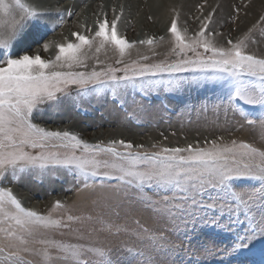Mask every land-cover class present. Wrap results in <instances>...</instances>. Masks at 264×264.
Listing matches in <instances>:
<instances>
[{
	"label": "snow or ice",
	"instance_id": "1",
	"mask_svg": "<svg viewBox=\"0 0 264 264\" xmlns=\"http://www.w3.org/2000/svg\"><path fill=\"white\" fill-rule=\"evenodd\" d=\"M122 13L123 8L111 21L106 14L103 20L97 19L95 31L87 29L91 35L73 32L74 42L57 43L54 58L44 59L39 54L16 49L30 22L43 19L47 10L26 0H0V185L9 175L16 182L29 172L43 176L60 170L75 174L77 183H82L77 191L94 189L97 178L101 179L100 187L104 186V181L115 180L118 187L135 190L137 200L145 208L157 218L171 221L174 227H179L176 224L179 220L184 228L203 225L223 229L231 224L243 225L244 221L240 220L243 215L247 227L235 232L227 254L256 255V242H264V149L235 139L226 143L219 137L206 140L207 146L199 142L183 147L154 144L152 147L158 150L149 151L142 144L123 139L93 144L76 132L53 130L33 122L37 109L43 105L58 106L61 97L69 95L72 85L85 95L110 87L115 96L117 89L129 85L163 81L169 87L177 86L180 74L196 73L219 83L225 90L228 108L239 111L249 125L259 119L264 135V58L245 51V41L252 29L235 42L229 39V46H222L209 34L212 12L204 17L194 36L178 27L177 14L168 31L173 41L171 51L178 59L170 63L134 60L126 64L123 58L136 43L153 45L156 38L130 42L120 36L117 24ZM68 15H72L70 10ZM260 20L264 21V16ZM52 43H43V50L48 51ZM108 45L118 54L116 63L123 64L122 67L108 65L90 72L72 70L86 67L87 50L95 48L99 53ZM140 59L149 58L142 56ZM156 77L160 79L154 80ZM245 105L255 108L259 116L248 119L249 113L242 107ZM238 181H255L256 184L241 186ZM146 189L171 195L153 199ZM60 210L64 215H53ZM225 214L227 223L223 222ZM93 220L91 215L71 214L68 205L59 199L52 203L47 214H43L25 207L11 187L0 186V264H31L24 254L39 255V264H117L111 249L79 240L42 238L35 241L42 245L41 248L28 247L29 238L41 231H78L72 227L74 224ZM98 222L104 225L99 230H128L120 225L104 224L102 219ZM136 223L139 225V221ZM139 227L140 230L133 234L146 240L152 252L159 254L168 250L166 236ZM127 251L134 257H145L144 251L132 248ZM143 264L154 262L146 259ZM258 264H264V248L259 250Z\"/></svg>",
	"mask_w": 264,
	"mask_h": 264
},
{
	"label": "rangeland",
	"instance_id": "2",
	"mask_svg": "<svg viewBox=\"0 0 264 264\" xmlns=\"http://www.w3.org/2000/svg\"><path fill=\"white\" fill-rule=\"evenodd\" d=\"M211 1H192L188 10L183 13L181 19H178V27L181 30L187 29V33L191 31L192 33L189 32L188 35L194 36L200 30L201 21L208 13L212 12V20L208 26L209 34L218 45L229 46L227 45L229 39L235 42L249 29H252L249 39L245 41V51L264 58V21L260 20V17L264 16V0H218L213 8L210 7ZM52 3L39 6L47 10L46 16L38 20L41 21L38 28H33L36 21L30 22L25 29L24 39L17 46L16 51L32 53L43 43L51 41L53 43L46 53L47 57L52 59L57 52L55 45L60 43L59 39H64V43L74 42L75 38L72 33L75 28L78 32L91 35L92 33L87 32V29L91 28L94 32L97 27V19L103 20L106 14L107 19L111 21L115 15H120V10L123 8L121 19L117 24L120 36L130 42L146 40L149 37L156 38L153 45L136 43L123 58V63L131 64L134 60L139 63H153L154 61L170 63L179 58L171 51L173 41L171 33L168 31L171 23L164 27L166 31L158 35L156 32H150L159 30V26L152 19L150 13L155 7V0H55ZM96 7L101 8L100 15ZM114 8L115 12H113ZM69 10L72 12L71 16L68 15ZM61 13L63 14L62 19ZM174 15L177 16L175 13ZM56 21L63 24V27L60 26L58 31L62 29L64 31L59 34L50 33L47 37L45 34L44 37L41 31L46 30L49 25H54ZM141 21H144L148 27L142 26ZM73 22L75 26L72 24ZM66 23L72 25L65 27ZM253 25L256 27L253 28ZM159 37H164V39L160 40ZM106 48L109 53L107 60L92 61L90 66L85 63L86 67L72 70L90 72L99 71L108 65L122 67L123 64L116 63L119 56L113 47L108 45ZM256 48L261 49L260 53L254 51ZM145 51L149 54L143 55ZM200 51L203 50L200 49ZM189 55L192 54L189 53ZM142 56H148L149 59L141 60ZM57 70L67 71L68 69ZM122 74L117 73V75ZM153 79L159 80L160 78ZM90 92L85 95L76 85L70 86L69 95L62 96L58 106L43 105L37 109L33 114V122L53 130L67 129L76 132L89 143H98L94 142L95 136H102L100 142L107 143L110 140L123 139L134 142L133 144H142L149 151L158 150L152 146H145L148 141V133L151 130L156 131L158 128L162 130L160 133L157 132V139L160 140L158 146L183 147L181 143H186L187 137L190 135L188 128L190 131L199 128L200 130L207 129V131L204 134L198 133L191 137L193 138L192 144L199 142L201 146H207L204 144L206 140L211 141L223 137V141L226 143L235 139L264 149V135L261 133L260 120L256 119L259 112L251 106H242L245 112L249 113L248 119H256L254 125H249L239 111L228 108L227 96L222 86L215 81L204 79L200 74H180V83L172 87L161 81L154 84L143 83V85L121 87L117 89L115 96L110 87ZM95 93L99 94L95 99L96 102L84 100ZM59 108L67 111V114L60 118H58L60 115L57 114L62 110L59 111ZM151 109L156 111L153 118H149L150 116L146 114V111ZM48 120L52 123H47ZM74 121L78 122L76 126L72 124ZM216 126L224 127L225 131L210 130ZM81 131L86 133V137ZM117 131H125L126 135L117 136ZM211 132H216V134L212 135ZM243 135L246 138H242ZM211 137L212 139L208 140ZM169 139L177 141L176 144H168ZM95 183L94 189L77 191L78 188H82V183H77L75 174L69 173L67 170H60L43 176L29 172L22 174V178L16 182H13L9 175L8 179L0 186L11 187L25 207L33 208L43 214H47L52 203L59 199L68 205L71 214L94 217L93 221L74 224L72 227L79 229L78 231L60 229L54 232L41 231L37 233L34 237L29 238L31 242L28 247L33 249L42 247L35 243L36 240L50 238L66 242L79 240V242L88 245L111 249L112 257L117 261V264H143L146 259H151L154 264H258L259 250L264 248V242L261 241L256 242V255L227 254L235 239V232L243 231V228L247 227V221L243 215L240 216V220L244 221L243 225L231 224L230 227L223 229L203 225H197L195 229L191 225L184 228L179 220L176 221L179 227H174L171 221L161 220L150 209L145 208L137 200L135 190L118 187L115 180L104 181L103 187L99 186L100 178H97ZM237 183L241 186L256 184L255 181H238ZM146 191L153 199L171 195L170 192L153 189H146ZM53 215H64V211L60 210ZM101 219L104 224L120 225L128 230L121 232H116L114 229L111 232L99 230L104 227L98 222ZM136 221H139V225ZM223 222H228L227 214H225ZM139 226L148 228L157 235L166 236L168 250L159 254L152 252L146 240L133 234L140 230ZM4 243L7 242L4 241ZM128 248H132L134 251H144L145 257H134L128 253ZM24 255L26 260L31 261V264H39L41 259L39 255Z\"/></svg>",
	"mask_w": 264,
	"mask_h": 264
},
{
	"label": "bare ground",
	"instance_id": "3",
	"mask_svg": "<svg viewBox=\"0 0 264 264\" xmlns=\"http://www.w3.org/2000/svg\"><path fill=\"white\" fill-rule=\"evenodd\" d=\"M55 0H27V3H30V4H32L33 6H40L41 4H51L52 2H54ZM192 1H195V0H155V7L153 8V10L150 12L151 13V15H152V19L153 20H155L156 21V24H157V26H159V30L158 31H150V32H156L157 33V35L159 34V33H161V32H163V31H166V30H164V27H166V25H169V23H171V21H172V19L173 18H176L175 17V15H174V13L175 14H178V19H181V17L183 16V13L185 12V11H187L188 10V8H189V6H190V4L192 3ZM218 0H212L211 2H210V7L211 8H213L214 7V5H216L215 3L217 2ZM220 1V0H219ZM52 4H54V3H52ZM51 6V5H50ZM208 6V5H207ZM192 8V7H191ZM96 10L98 11V14L100 15L101 14V8H99V7H96ZM55 13V12H54ZM149 13V14H150ZM184 19V18H183ZM39 22H41V21H36V23L33 25V28L35 29V28H38L39 26ZM72 24H74V26H75V23L73 22ZM72 24H69V23H66L64 26L66 27V26H69V25H72ZM140 24L142 25V26H144V27H148V25L146 24L145 25V23H144V21H141L140 22ZM53 26V27H52ZM63 27V24L61 25V23H60V21H56L55 22V24L54 25H49L48 27H46V30H43V31H41L42 33V35L45 37V34H46V37L50 34V33H53V32H56L57 34H59L60 32H63L64 30L62 29V30H60V31H58V29H59V27ZM79 26V25H78ZM155 27V26H154ZM187 28H188V26H187ZM185 29V28H184ZM132 30V29H131ZM151 30V29H150ZM73 32H78L77 31V29L75 28L74 29V31ZM80 33H81V31H79ZM189 32H191V31H189ZM189 32H188V34H189ZM192 33V32H191ZM152 35V34H151ZM153 36V35H152ZM155 36V35H154ZM59 39V38H58ZM59 42L60 43H64V39H59ZM220 44V43H219ZM107 47V46H106ZM104 48V49H101V51L99 52V53H97L96 51H95V48H93V49H91V50H87V59L85 60V63H87L88 65L90 64V62H97V61H104V60H107L108 59V57H109V53H108V50L106 51V49L107 48ZM260 47H261V45H260ZM261 49H259V48H256V49H254V51L255 52H258V53H260L259 51H260ZM148 51V50H147ZM147 51H145V53L143 54V53H141V54H143V55H147V54H149V52L147 53ZM47 51H44L43 50V48H42V46H39L38 48H36V51H34V52H32V53H29V54H39V55H41V57L42 58H46V59H49L48 57H47V53H46ZM51 53V52H50ZM52 57V56H51ZM157 62V61H156ZM155 61L153 62V63H156ZM90 66V65H89ZM103 90V89H102ZM90 92V91H89ZM90 93H92V91L90 92ZM97 96H99V94H93V95H90L89 97H86L84 100L85 101H92V100H94L95 102H96V97ZM138 102V101H137ZM135 105V104H134ZM138 106V105H137ZM61 107V106H60ZM58 108V107H57ZM56 108V109H57ZM62 108V107H61ZM61 108H59V111H61L62 109ZM64 108V107H63ZM138 110V109H137ZM140 110V109H139ZM49 111V110H48ZM46 112H47V110H46ZM67 111H63L62 110V112H60L59 114H57V115H60L58 118H60L61 116H63V115H65V114H67L66 113ZM111 112H112V110H111ZM155 110L154 109H151V110H149L148 112L146 111V114H147V116H150L149 118H153V116H154V114H155ZM40 113V112H39ZM41 113H44V112H41ZM37 114V113H36ZM35 114V115H36ZM87 114V113H86ZM105 114V113H104ZM106 114H108V113H106ZM40 115V114H39ZM38 116V115H37ZM43 116H45V115H43ZM121 120V119H120ZM55 121V120H54ZM47 123H52V121H49L48 120V122ZM73 124V126H76L77 124H78V122H76V121H74V123H72ZM51 125V124H50ZM207 125H209V124H207ZM215 125H218V124H215ZM70 126V125H69ZM176 126H178L177 124H176ZM220 126V125H219ZM194 128H195V126H194ZM193 128V129H194ZM190 128H188V132L190 133V135H188V137H187V142L186 143H184V142H182L181 144L183 145V146H186L187 145V143H191L192 141H193V138H191V137H193L194 135H197L198 133H203L204 134V132L205 131H207V129L205 130V129H203V130H200L199 128H196V129H194V130H192V131H190L189 130ZM224 130V127L222 128V126L221 127H218V126H216V128H211L210 130ZM166 130V129H165ZM173 130V129H172ZM162 130L160 129V128H158L156 131L155 130H151L149 133H148V135H147V138H148V141H147V143L145 144V146L146 147H151L152 145H160V140L159 139H157V132L158 133H160ZM225 131V130H224ZM84 135H85V137H86V133L84 132V131H81ZM176 132V131H175ZM188 132H187V134H188ZM217 132V131H216ZM216 132H211V134L212 135H215L216 134ZM220 132V131H219ZM186 133V132H185ZM116 134H117V136H121V135H126V132L125 131H117L116 132ZM246 135V134H245ZM245 135H243V136H241L242 138H246V136ZM96 138H95V140H94V142H100L99 140H101L102 139V136H95ZM212 139V137L211 138H209L208 140H211ZM195 140V139H194ZM156 141H158V142H156ZM204 141H205V139H204ZM138 142V141H137ZM163 142V141H162ZM176 142L177 141H175L174 139H169V142H168V144H176ZM134 143V142H133ZM193 143H195V142H193ZM201 145V144H200ZM167 146V145H166Z\"/></svg>",
	"mask_w": 264,
	"mask_h": 264
}]
</instances>
